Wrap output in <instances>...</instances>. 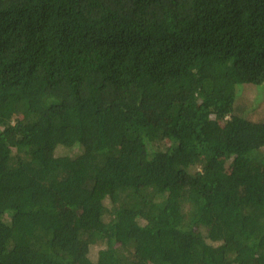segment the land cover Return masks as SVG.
<instances>
[{
	"label": "trees",
	"instance_id": "obj_1",
	"mask_svg": "<svg viewBox=\"0 0 264 264\" xmlns=\"http://www.w3.org/2000/svg\"><path fill=\"white\" fill-rule=\"evenodd\" d=\"M263 84L264 0H0V264H264Z\"/></svg>",
	"mask_w": 264,
	"mask_h": 264
},
{
	"label": "rangeland",
	"instance_id": "obj_2",
	"mask_svg": "<svg viewBox=\"0 0 264 264\" xmlns=\"http://www.w3.org/2000/svg\"><path fill=\"white\" fill-rule=\"evenodd\" d=\"M259 91H255L256 89H247V92H245L246 100L248 101V108L250 110V115L255 118V120H258L260 117H262V114L264 112V84L260 86H255ZM251 90V91H250ZM263 103V106H260ZM255 108V109H254ZM254 109V111H253ZM97 248L93 249L90 253L92 258L94 259L97 256Z\"/></svg>",
	"mask_w": 264,
	"mask_h": 264
}]
</instances>
